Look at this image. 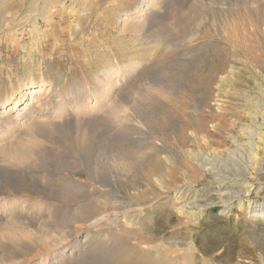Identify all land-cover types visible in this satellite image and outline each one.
Here are the masks:
<instances>
[{
  "label": "rangeland",
  "instance_id": "obj_1",
  "mask_svg": "<svg viewBox=\"0 0 264 264\" xmlns=\"http://www.w3.org/2000/svg\"><path fill=\"white\" fill-rule=\"evenodd\" d=\"M8 115L0 264H264V0H0Z\"/></svg>",
  "mask_w": 264,
  "mask_h": 264
},
{
  "label": "bare ground",
  "instance_id": "obj_2",
  "mask_svg": "<svg viewBox=\"0 0 264 264\" xmlns=\"http://www.w3.org/2000/svg\"><path fill=\"white\" fill-rule=\"evenodd\" d=\"M33 33H34V31H33ZM122 74H124V73H122ZM106 76V75H105ZM108 76V75H107ZM93 78V77H92ZM111 78V76H108V78L106 77L104 80H102V79H96V82H94V91L97 93V91L99 92V93H103V89H104V87L103 86H109V87H111L112 89L114 88V86L113 85H109L108 84V79H110ZM90 79V78H89ZM125 80H127V79H125ZM124 80V81H125ZM129 80V79H128ZM128 80L127 81H125V82H128ZM93 81V80H92ZM122 81H123V76H122ZM115 83V82H114ZM92 84V83H91ZM93 87V86H92ZM74 90V89H73ZM79 90V89H78ZM71 91V90H70ZM23 92V91H22ZM57 92V91H56ZM88 92V91H87ZM83 92L82 90H81V92L79 91V93L78 94H76L75 92L74 93H71V94H69V93H66V91L64 92L63 91V93H58L57 94V96H56V100H55V111L54 112H52V115H53V113L55 114V112H57L58 110H63V112L65 113V114H67V115H71L73 112H71L70 110H69V108L70 107H72V106H75V107H77V109L79 110V109H82V107H83V97L84 96H86V94L87 95H89L90 96V98L91 99H93V100H96L95 98V92H93V93H90V92ZM16 93V92H15ZM15 93H13L11 96L12 97H15V99H16V95H15ZM68 94L69 95H71V98L72 99H68ZM53 96V95H52ZM55 97V96H54ZM43 99V98H42ZM12 99H10V98H8L5 102H4V104L6 103H8L9 101H11ZM15 103H16V100H15ZM45 103V105H49L50 106V104H49V102H44ZM51 103V102H50ZM37 106H40V105H42V104H40V103H35ZM36 106V107H37ZM43 106V105H42ZM34 109H36V108H34ZM66 111V112H65ZM31 113H33L32 111L30 112V113H28V111H27V113H24V115H22V114H20V116L22 115L23 116V118L26 116V117H28V116H30L31 115ZM19 116V117H20ZM50 116H51V114H50ZM15 117H17V116H15ZM13 118L14 117H11L10 115H8V118H7V120H9V121H6L5 120V118L4 117H0V131H1V135H8L9 133H10V127H9V125L8 124H6V123H14L15 122V120H13ZM11 120H13V121H11ZM70 123V122H69ZM244 132V131H243ZM260 134V133H259ZM259 140H261V138H262V136H261V134L259 135ZM249 141V140H248ZM249 143V142H248ZM248 147V146H247ZM250 151V150H249ZM251 156V155H250ZM253 158V157H252ZM202 159H204V158H202ZM189 160V159H188ZM251 163V162H250ZM210 170V169H209ZM248 187V186H247ZM249 189V188H248ZM252 189H249L247 192H246V194H245V196L246 197H248L249 195H251L252 193ZM249 205H250V210H251V212L254 214V216H257L258 218H264V204L263 205H261V204H257V203H254V202H249ZM181 210L183 209V207H181L180 208ZM119 247V246H118Z\"/></svg>",
  "mask_w": 264,
  "mask_h": 264
},
{
  "label": "crops",
  "instance_id": "obj_3",
  "mask_svg": "<svg viewBox=\"0 0 264 264\" xmlns=\"http://www.w3.org/2000/svg\"><path fill=\"white\" fill-rule=\"evenodd\" d=\"M203 235H204V234H203ZM203 235H202V236H203ZM200 238H201V240H200ZM208 238H209V235H207L206 237H200V236H199V237H196L194 241H195V242H198V241H202V240H203V241L205 242Z\"/></svg>",
  "mask_w": 264,
  "mask_h": 264
}]
</instances>
